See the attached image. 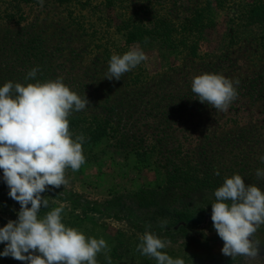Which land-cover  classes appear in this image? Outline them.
Wrapping results in <instances>:
<instances>
[{
	"label": "rangeland",
	"instance_id": "obj_1",
	"mask_svg": "<svg viewBox=\"0 0 264 264\" xmlns=\"http://www.w3.org/2000/svg\"><path fill=\"white\" fill-rule=\"evenodd\" d=\"M255 1L74 0L62 4L44 0L41 6L37 0L27 4L0 0V86L8 81L27 85L62 77L71 90L86 95L90 102L84 110L72 113L69 121H81L84 129L93 123L110 128L111 135L101 141H84L85 163L77 171L66 169V186H49L41 194L49 204L39 212L43 217L63 205L66 226L86 237L105 239L109 248L97 254L98 263L109 264L106 257L111 258L119 245L123 257L111 259V264H146L145 255L137 249L141 241L125 220L114 217L116 210H106L105 202L120 194L163 186L178 167L206 164L217 186L240 174L245 184L264 191V177L256 176L257 168L264 169L260 159L264 155V24L251 26L243 18ZM208 4L212 7L207 23L212 27L195 54L187 47L169 49L163 41H154L157 22L167 19L180 26L195 19ZM127 22L131 30L139 26L149 31L144 42H127ZM178 30L179 38L195 35L184 33L182 27ZM194 40L189 41L193 44ZM133 46L142 48L148 60L120 80L105 78L111 55H122ZM34 67L38 68L36 77L26 79ZM202 73L222 74L234 82L238 95L226 112L201 103L191 91L193 77ZM82 130L77 128L73 138ZM8 191L0 179V227L17 219L20 209ZM205 235L197 236L202 241L198 249L183 238L169 242L163 251L183 258L185 264H264L262 225L251 237L259 241L254 258L223 255V241L213 226ZM118 238L127 245L118 243ZM149 259L156 264L154 258ZM11 263L26 264L0 257V264Z\"/></svg>",
	"mask_w": 264,
	"mask_h": 264
},
{
	"label": "clouds",
	"instance_id": "obj_2",
	"mask_svg": "<svg viewBox=\"0 0 264 264\" xmlns=\"http://www.w3.org/2000/svg\"><path fill=\"white\" fill-rule=\"evenodd\" d=\"M37 2L42 6L44 0ZM147 60L138 46L122 55L113 54L105 78L120 80ZM37 71L32 68L25 78H35ZM191 91L201 103L221 112H226L238 95L234 82L218 73L194 76ZM89 104L86 95L71 90L62 77L27 85L8 81L0 86V179L9 189L7 195L20 205L17 219L0 227V244H4L0 257L26 264H98L97 254L108 251L105 239L86 237L62 222L63 205L39 216L41 208L49 204L41 194L49 186H66V169L77 171L86 161L85 137L73 138L68 117ZM260 159L264 161V155ZM256 176L264 177V169L257 168ZM214 197L211 220L223 241L222 254L232 259L256 257L259 241L251 237L264 224V191L233 174L216 188ZM140 240L137 249L156 264H185L183 258L163 251L169 244L166 239L145 231ZM106 259L111 264V258Z\"/></svg>",
	"mask_w": 264,
	"mask_h": 264
},
{
	"label": "trees",
	"instance_id": "obj_3",
	"mask_svg": "<svg viewBox=\"0 0 264 264\" xmlns=\"http://www.w3.org/2000/svg\"><path fill=\"white\" fill-rule=\"evenodd\" d=\"M31 1L20 0V3L27 4ZM73 1L60 0V3L68 4ZM211 7L209 5L207 9L198 12L195 19L190 18L180 26H175L174 23L169 22L167 19L160 20L153 27L154 41H163L165 43L163 47L169 49H176L178 46L187 47L195 54L200 42L207 37L208 31H210L209 28L212 27V23H207ZM243 15L244 20L251 26L264 24V3L260 0L252 2L247 10L245 9ZM128 24L129 22L125 23L124 26L128 36L127 42H144L149 31L139 26H134V29L131 30V25ZM180 27L183 28L184 33L194 32V37L190 36L187 38L186 34L179 38L177 35ZM128 29L130 32H128ZM159 37L161 40L157 41ZM190 38L196 39L192 42L193 44L190 43ZM79 122L82 124L79 120L72 119L69 121V130L74 135V131L81 127L85 142L97 143L105 136L111 135L110 128L105 124L96 122L97 124H90L84 129V127L79 126ZM217 185L218 182L214 172L206 164L196 163L195 166L185 164L178 167L176 172L168 174L165 185L134 194L114 196L111 200L105 202V207L106 210H116L114 217L127 222L129 227L127 228L137 237L138 242L141 241L140 236L145 231H149L169 242L184 238L186 244L198 249L202 241L198 240L197 236L205 237V231L213 226L211 204L215 202L214 191L219 187ZM117 209L119 212H117ZM136 219H140L138 223ZM200 226L204 227L192 232V230ZM188 237L190 238L186 240ZM118 243H122V246L127 245L124 239L121 238H118ZM118 248L119 245L110 255L111 259H122L123 256ZM142 261H145L146 264H151L149 256L145 255Z\"/></svg>",
	"mask_w": 264,
	"mask_h": 264
}]
</instances>
